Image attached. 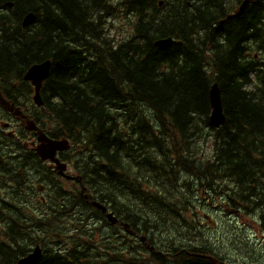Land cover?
Wrapping results in <instances>:
<instances>
[{
  "label": "trees",
  "instance_id": "1",
  "mask_svg": "<svg viewBox=\"0 0 264 264\" xmlns=\"http://www.w3.org/2000/svg\"><path fill=\"white\" fill-rule=\"evenodd\" d=\"M240 2L0 0V92L33 113L34 88L23 77L32 65L51 60L42 89L45 106L35 121L42 125L44 117L51 118L50 135L68 138L76 147V167L87 187L123 211L137 232L149 207L146 195L152 193L142 189V178L160 176L157 181L175 186L184 171L190 179L180 188L187 195L199 183L211 200L218 196L243 214L259 205V218H264V0L221 22ZM30 12L35 18L24 27ZM120 13L130 30L118 39L108 20ZM168 36L175 39L169 48L155 45ZM214 82L227 118L219 129L210 127L208 118ZM4 112L0 104V115ZM204 129H210L214 142L206 161L194 146ZM13 142L0 130V180L5 174L17 184L14 155L27 158V153L25 147L15 150ZM10 190L7 195L15 199L18 189ZM187 195L179 194L171 204L152 193L150 200L157 202L152 208L173 213L167 222L152 220V228L159 239L164 235L171 241L168 249L174 255L170 262L153 256L162 264H221L208 245L197 243L199 223L190 215L192 197ZM77 196L85 202L78 190ZM5 199L0 194V264H15L30 251L32 234L26 231L33 233L40 222L24 220L22 210L15 211ZM76 221L75 237L67 238L65 246L46 248L37 264L122 262L110 244L86 247L87 223ZM47 233L54 231L50 227ZM141 249V243H131L124 263L142 264Z\"/></svg>",
  "mask_w": 264,
  "mask_h": 264
},
{
  "label": "rangeland",
  "instance_id": "2",
  "mask_svg": "<svg viewBox=\"0 0 264 264\" xmlns=\"http://www.w3.org/2000/svg\"><path fill=\"white\" fill-rule=\"evenodd\" d=\"M210 129H204V134L197 138L196 145L197 150L201 152L205 161L207 160L205 155L211 153L214 142L209 137ZM144 152H142V155ZM185 172V177L182 181L174 186L171 183L163 185L160 181L161 177H145L142 178V189L145 191H151L152 193L162 195L166 200H172L174 202H168L175 204L178 200L179 194L187 195L185 189H181L180 186H186L187 180L190 176ZM193 174V173H191ZM181 189V190H180ZM159 191V192H158ZM152 193L148 192L146 199L148 200L147 214L142 213V236H151L156 240L155 243L159 247L167 249L171 241H167L163 235L160 238V234L153 230L152 220L155 218L157 222L169 221L173 214L167 207L160 206L158 210L152 208V204L157 202L150 200ZM47 194V192H46ZM44 195H42L43 197ZM190 197V195H187ZM46 196L45 198H47ZM142 197L144 193L142 192ZM205 192H198L192 195L190 198L192 214L199 223V239L197 243L204 242L211 249L217 253L222 254L231 264H264V218L259 219V213L262 211V207L255 206V212L247 215L233 216L232 209L226 210L225 207H221L223 201L217 196L210 203L207 201ZM194 201V202H192ZM161 205V204H160ZM167 206V204L165 205ZM141 212V208H140ZM205 214H209L212 218V223L205 217ZM232 214V215H231ZM149 222V229H145V226ZM121 227V226H116ZM114 227H107L105 230H112ZM122 229V227H121ZM120 229V230H121ZM117 230V238L119 236H125L127 233ZM130 238V237H129ZM128 238V239H129ZM119 241V240H118ZM185 247H182L183 249Z\"/></svg>",
  "mask_w": 264,
  "mask_h": 264
},
{
  "label": "water",
  "instance_id": "3",
  "mask_svg": "<svg viewBox=\"0 0 264 264\" xmlns=\"http://www.w3.org/2000/svg\"><path fill=\"white\" fill-rule=\"evenodd\" d=\"M252 1L253 0H243L239 8L235 11V13L229 15L226 19L222 21H227L233 17L242 15L245 12L249 3H251ZM33 18H34V15L32 13L28 14L24 19V25H28L33 20ZM171 43H172L171 38L156 41V44H158L160 47H168L169 45H171ZM49 68H50V62L45 61L40 64H35L34 66H32L25 75V79L31 80L36 85V94L34 96V99L37 103H42L41 97H40V88H41L42 82L49 75ZM3 102L5 104H8L6 101H3ZM210 103L212 107V112L209 116V122L215 128L220 127L227 122V118H226V114L224 113L222 99H221V91H220L219 84L217 82L211 85ZM10 109L12 110V108ZM33 124L32 126H35ZM39 140L41 141V144L38 147L39 153L42 155L44 159L49 158L52 161H54L57 164L56 170H58L59 168L60 173L63 174V168L65 167V164L60 163L61 161L59 158L56 157V154H57V151L59 150L62 151L66 149V147L68 146V141L65 139H62V140L50 139L44 134H41L39 136ZM96 205L98 206V204ZM40 254H41L40 249L39 247H37L32 254L19 260L17 264H35L36 262H38L41 256ZM207 257L210 260L214 261L212 257L210 256H207Z\"/></svg>",
  "mask_w": 264,
  "mask_h": 264
},
{
  "label": "flooded vegetation",
  "instance_id": "4",
  "mask_svg": "<svg viewBox=\"0 0 264 264\" xmlns=\"http://www.w3.org/2000/svg\"><path fill=\"white\" fill-rule=\"evenodd\" d=\"M41 128V127H40ZM43 129L45 130V129H47V127H46V125L44 124L43 125ZM42 129V131H44ZM29 134H24V137L27 139V143L29 142L30 144H31V146L32 147H34L35 145H36V139H37V135H38V133H39V131H37V133L36 132H33V135H31V133L30 132H28ZM60 155V154H59ZM46 162H47V168L48 169H50L51 168V172L55 175V178H57V172L55 171V165H54V163H52L51 161H49V160H46ZM52 175V174H51ZM47 178H48V181L50 182V180H51V178H52V176H47ZM55 184H58V183H55ZM207 201H209V200H207ZM225 207L227 210H229V209H232V211L235 213V212H239L240 210L239 209H237V208H230V206H229V204H227L225 201H223V203H222V205H221V207Z\"/></svg>",
  "mask_w": 264,
  "mask_h": 264
},
{
  "label": "bare ground",
  "instance_id": "5",
  "mask_svg": "<svg viewBox=\"0 0 264 264\" xmlns=\"http://www.w3.org/2000/svg\"><path fill=\"white\" fill-rule=\"evenodd\" d=\"M209 118V117H208ZM192 175V174H191Z\"/></svg>",
  "mask_w": 264,
  "mask_h": 264
}]
</instances>
